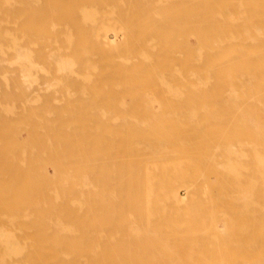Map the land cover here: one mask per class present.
Listing matches in <instances>:
<instances>
[{
    "label": "bare ground",
    "instance_id": "6f19581e",
    "mask_svg": "<svg viewBox=\"0 0 264 264\" xmlns=\"http://www.w3.org/2000/svg\"><path fill=\"white\" fill-rule=\"evenodd\" d=\"M82 3L0 0V264H264V0Z\"/></svg>",
    "mask_w": 264,
    "mask_h": 264
},
{
    "label": "rangeland",
    "instance_id": "374dc122",
    "mask_svg": "<svg viewBox=\"0 0 264 264\" xmlns=\"http://www.w3.org/2000/svg\"><path fill=\"white\" fill-rule=\"evenodd\" d=\"M14 1V0H13ZM42 2H50L51 4H55V3H73V2H75V3H77V1H78V3L79 4H81L82 2H81V0H41ZM84 3H82V4H85L86 2L88 3V2H90L91 4H88V5H92V6H99L100 7V9H101V11L99 10V12L101 13V15L99 16V18H102V17H104V13H105V4H107V3H109V2H113L114 0H82ZM86 1V2H85ZM116 1V0H115ZM118 1V0H117ZM121 0H119V2H120ZM27 2H31V0H27ZM105 2V3H104ZM122 2H124V0H122ZM103 19V18H102ZM102 19H100V20H102ZM118 32L115 30V29H113V28H111V29H108L107 30V32H106V36L108 37V40H109V42L112 44L111 46V48H119V47H121L122 45V39H121V35L119 36V35H116ZM118 36V37H117ZM120 41H119V40ZM115 41V42H114ZM49 53V52H48ZM52 80V78H49V79H47L46 81L48 82V84L50 83V81ZM46 85L45 87L46 88H49L50 87V85ZM48 86V87H47ZM50 89V88H49ZM48 89V90H49ZM45 91H47V89L45 90ZM102 96V97H101ZM110 95H101V94H99V96L97 95V97L98 98H100V99H102V98H107V99H105V100H103L102 102H103V105L104 106H106V101H108V100H111V99H108V97H109ZM147 98H149V97H147ZM158 98V97H157ZM157 98H152L153 99V101L155 102V104H154V111H156V112H158V113H160L161 111H163V112H167V111H169L170 112V109L169 110H164L163 108H161L159 105H167V103H168V105H171V103L172 104H177V102H174V101H170V103H169V101H167L166 99H162V98H159V99H157ZM120 99V100H119ZM119 99H114L115 100V105H117L118 103L120 104V103H124V104H130V106L132 105V108H133V110L138 106V104L140 103V105H143V103L144 104H146V101L148 100H146L145 102H143L144 100H138V101H140L139 103H138V101H137V105H135L136 107H134V102H136L135 100H133V99H131L130 97H121V98H119ZM127 99V100H126ZM113 100V99H112ZM114 100H113V102H114ZM116 100H117V102H116ZM132 100H133V102H132ZM160 100V101H159ZM153 101L151 102V104L153 103ZM167 101V102H166ZM101 102V103H102ZM105 102V103H104ZM110 102V101H109ZM112 102V101H111ZM112 102V103H113ZM127 102V103H126ZM150 102L148 101L147 103L148 104H150ZM165 102V103H164ZM157 103V104H156ZM179 103H181V105H183L184 103L183 102H179ZM178 103V105H180ZM205 103H207V102H199V103H197V105H204ZM210 104H213L212 102H209ZM208 103V104H209ZM235 103V102H234ZM108 104V103H107ZM111 104V103H110ZM118 104V105H119ZM215 104V103H214ZM113 105V104H112ZM114 105V106H115ZM117 105V106H118ZM100 108V110H102V108L101 107H99ZM98 108V109H99ZM163 109V110H162ZM175 110V111H174ZM173 111L176 113V110L177 109H174ZM28 113H29V110L27 111ZM118 112H120V111H118ZM168 112V113H169ZM174 112H172L171 111V113H174ZM134 113H135V111H134ZM140 113V112H139ZM178 113V112H177ZM134 118L133 119H137L136 118V115L135 116H133ZM138 117V116H137ZM140 118H142V117H140ZM139 118V119H140ZM139 119H137V120H139ZM132 120V119H131ZM184 188H181V190H179V193H180V195L182 196V198H185L186 197V192H185V190H183Z\"/></svg>",
    "mask_w": 264,
    "mask_h": 264
}]
</instances>
